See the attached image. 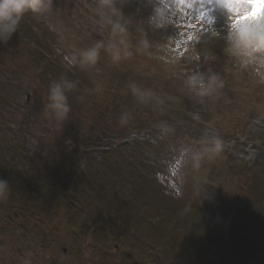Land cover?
<instances>
[{
    "label": "rangeland",
    "instance_id": "obj_1",
    "mask_svg": "<svg viewBox=\"0 0 264 264\" xmlns=\"http://www.w3.org/2000/svg\"><path fill=\"white\" fill-rule=\"evenodd\" d=\"M114 3L127 28L126 47L111 35L108 21L117 17L102 0H53L50 10L26 14L22 23L35 29L30 42L41 44L38 57L19 38L7 42L8 50L0 44V178L11 185L0 199V264H264V78L258 67L239 68L225 42L210 36L229 19L264 14V0ZM157 10L163 28L151 23ZM97 43L104 45L98 63L82 64L81 51ZM196 73L216 75L224 87L201 99L187 87ZM61 78L77 83L68 93L69 118L57 123L45 104L51 83ZM215 137L225 147L213 159L200 142ZM73 160L93 170L95 185L107 181L105 196L83 185L64 193L26 185L48 184L47 168ZM8 165L12 175L4 174ZM131 174L160 207L138 211L128 204L126 219L124 198L131 202L135 194ZM147 209L165 217L156 222L164 227L207 214L196 233L178 229L164 245L165 232L141 219ZM109 215L107 226L98 221ZM129 229V238L142 237L148 249L135 258L112 237Z\"/></svg>",
    "mask_w": 264,
    "mask_h": 264
},
{
    "label": "clouds",
    "instance_id": "obj_2",
    "mask_svg": "<svg viewBox=\"0 0 264 264\" xmlns=\"http://www.w3.org/2000/svg\"><path fill=\"white\" fill-rule=\"evenodd\" d=\"M103 4L110 9L111 16L116 20L109 19L111 35L117 38L119 44L127 46L125 33L127 28L125 23H121L122 13L115 7L114 0H102ZM53 0H0V44H6L17 33L18 28L26 14L40 15L50 10ZM151 23L157 28H163L166 20L163 14L157 10L151 17ZM211 38L222 39L225 42V51L235 59L241 69L259 68V75L264 78V14L257 12L255 15L240 22H233L229 19L223 31L211 30ZM145 47L147 40L141 42ZM103 43L81 51V63L85 65H96L100 59ZM115 49V45H113ZM114 61L121 60V53L118 49L110 53ZM64 60L76 65V58L65 55ZM76 81L61 78L53 81L48 89L47 103L45 104V114L57 123L65 122L71 113L68 93L76 88ZM187 87L201 99L219 94L224 87L223 82L216 75L205 77L196 73L189 76ZM123 119L121 123H125ZM201 148L210 158H216L224 147V142L220 137H215L211 141H201ZM9 192V183L0 179V199H4Z\"/></svg>",
    "mask_w": 264,
    "mask_h": 264
},
{
    "label": "trees",
    "instance_id": "obj_3",
    "mask_svg": "<svg viewBox=\"0 0 264 264\" xmlns=\"http://www.w3.org/2000/svg\"><path fill=\"white\" fill-rule=\"evenodd\" d=\"M32 28H31V30H28L25 27V25L21 22L17 33L11 39H12V41L13 40L15 41V39L19 38L25 44H30V47L33 50L34 49H38V51H37L38 52L37 53V57H38L40 55V52H41V51H39V47H40L41 44L39 43V39L38 38H37L38 41L37 40L35 41L36 43L30 42L31 39H32L31 36H32V33H33ZM33 34H35V33H33ZM3 45L5 46V48H7V50L10 49V44L9 43L3 44ZM0 50L3 51L5 49L2 47V49H0ZM116 156H117V154H116ZM69 165L70 164L64 166L63 168H57V169H55V171H52L53 169H51V168H47L46 172H47V174H49L48 178H50L49 181H48V184L46 182H44V181L43 182L42 181H35V182L29 181L26 185H29L28 188H30L32 190H35V189H38V188H40V189L43 188L44 190H48V191H54V192L56 191V193L60 192V191L64 193V190L66 192H68L69 190H71L72 192L73 191L75 192L79 188L80 185H83L82 188L85 191H88L89 193H91L92 190H95V193L98 194L97 196H101L100 194H103V196H105V191L106 192L108 191L107 184H106L107 181L101 179L100 180L101 184H98V186H97V184L95 185V183H96L95 182V178H93V176H92V172H93L92 169H90L88 166H83V167L80 166V168H79L78 167L79 165H76V170H74L71 165H70V167H68ZM93 166H95V162H93ZM75 171H77V172H75ZM6 172L9 175H12V173L14 172V168H12L10 165H8V167L5 169V172H4L5 175L7 174ZM131 176L133 177V180H134L133 183L135 185V186L133 185L134 186V190H132V191L135 192V194L133 195L132 192H131V194H132L131 197L134 200L131 201L133 203L129 202V205H131L132 207H136L138 205V207H137L138 211H142L143 210L142 208H144V206H146V208H147L148 205L151 206V207L152 206L154 207L156 205L155 207L159 208L160 205L156 204L155 198L154 197H149V195H151V194L150 193L148 194V191L145 189V185H137V183H138L136 181V179H138L137 175H135V174L132 175L131 174L130 177ZM107 177H108V175H107ZM0 179H2V178H0ZM139 179H142V178L140 177ZM247 179H249V178H247ZM23 180L24 179L22 178V181ZM250 180L257 181L258 177L257 176H253V177L250 178ZM142 181H143V179H142ZM10 183H11V181H10ZM17 183L18 184H20V183L23 184L20 180H19V182L17 181ZM119 183L120 182L118 181V185H119ZM14 184H15V182H14ZM115 184H117V183H112V184L110 183V185H115ZM9 187H11V185H9ZM109 191H110V189H109ZM9 192H10V190H9ZM118 192H119V190L114 191V194L118 195L119 194ZM76 195H78V194H76ZM114 196L115 195H113V197ZM124 199H127V197H125ZM151 199H153V200H151ZM248 201H249V203L246 202V205L248 206L249 209H250V207L252 209V206H254L255 204H253V202L251 200H248ZM123 204L125 205V204H128V203L123 202ZM129 205H128V207H129ZM263 205H264V202H263ZM151 207H149V208H151ZM202 211L199 212V214H200L199 217H195L197 215V214H195L193 216V219H192L191 222L185 224L184 226H180V227H183L182 229L184 231H186L187 234L196 233L197 227L201 226V222L203 221L202 217L205 214H207V210H204V212H203L204 214H202ZM82 213H83V211H82ZM129 214H132L131 210H128V212H126L124 214V217H126V219H127L128 218L127 216ZM141 214L144 215V216L140 215L141 219H142V217H145V222L146 223L148 222V226H150V227L152 226L153 230H156L157 232H159V231H164L165 232V235L162 236V240H163L162 244H164L166 242L165 240H166L167 237L173 235L174 232L178 231V229H181V228H179L177 226H171L169 221H167V224L165 225V227L162 226L161 224L164 223L165 217H162L163 219L160 220V218L157 215V212H155V210L153 211V210H148L147 209V211H144V213H141ZM134 218H136V217H134ZM260 218H262L261 214H260ZM137 219L135 220V222L141 223V219L140 218L138 220ZM102 220L106 223V218L98 219V221H102ZM157 220H158L159 223H161V224H159L160 226L157 225V223H156ZM103 221H102V223H104ZM249 221L251 222V218L250 217L248 218V222ZM107 224L108 223H106L105 226H107ZM166 226H167V229H166ZM239 227H240V224H239ZM237 231L238 230H236V228H235L234 229V233H235L236 237H238L237 236ZM129 232H130V229H129V231L126 232L127 235L124 236V237L123 236H119V235L118 236L117 235H113V239L119 241V244L121 245L123 251H126V253H128L132 258H135L136 255L143 254L142 253L143 250L146 251L148 249H147V245L143 242V238L142 237H140V236L138 237L137 236V237L129 238L130 237V233ZM222 236H224L223 229H222ZM233 237H234V235H233ZM164 245H166V244H164ZM129 252H131V253H129ZM139 260L140 259H138V260L136 259L137 262H139Z\"/></svg>",
    "mask_w": 264,
    "mask_h": 264
},
{
    "label": "snow or ice",
    "instance_id": "obj_4",
    "mask_svg": "<svg viewBox=\"0 0 264 264\" xmlns=\"http://www.w3.org/2000/svg\"><path fill=\"white\" fill-rule=\"evenodd\" d=\"M257 3L259 4L260 3V0H257ZM256 13H257L256 11H253V12H251L249 14L244 15L242 18L236 19L234 22H240L242 20L248 19L249 17L255 15Z\"/></svg>",
    "mask_w": 264,
    "mask_h": 264
},
{
    "label": "flooded vegetation",
    "instance_id": "obj_5",
    "mask_svg": "<svg viewBox=\"0 0 264 264\" xmlns=\"http://www.w3.org/2000/svg\"><path fill=\"white\" fill-rule=\"evenodd\" d=\"M14 215H15V218H16V219H19V218H20V216H19L17 213H15ZM43 222H44V224L46 225L45 221H43ZM25 223H26V222H25ZM25 223H23V224L20 225V226H21L22 228H24V229L27 228V227H26L27 225H26ZM24 224H25V225H24ZM66 252H67L66 249H64V250H63L64 255H66V254H65ZM73 253L75 254V251L72 252V254H73ZM73 257H74V256H72V258H73ZM70 259H71V258H70Z\"/></svg>",
    "mask_w": 264,
    "mask_h": 264
}]
</instances>
